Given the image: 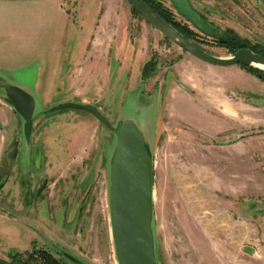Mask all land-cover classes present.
Wrapping results in <instances>:
<instances>
[{
  "label": "rangeland",
  "instance_id": "374dc122",
  "mask_svg": "<svg viewBox=\"0 0 264 264\" xmlns=\"http://www.w3.org/2000/svg\"><path fill=\"white\" fill-rule=\"evenodd\" d=\"M162 1L207 52L233 55L221 38L234 33L264 55V0H190L216 37ZM152 58L158 70L142 78ZM8 83L36 99L30 140ZM64 102L144 130L158 264H264V80L185 52L127 0H0L1 258L35 247L64 264H119L116 135L86 110L58 108Z\"/></svg>",
  "mask_w": 264,
  "mask_h": 264
},
{
  "label": "water",
  "instance_id": "95a60500",
  "mask_svg": "<svg viewBox=\"0 0 264 264\" xmlns=\"http://www.w3.org/2000/svg\"><path fill=\"white\" fill-rule=\"evenodd\" d=\"M163 36L192 56L218 66H255L264 68V55L242 48L231 56L213 55L188 39L166 21L144 0H127ZM176 11L198 31L216 37V28L196 10L190 0H170ZM7 100L24 119V134L30 140L36 108L34 94L17 84L5 85ZM58 108H79L93 114L116 135L110 165V208L115 251L119 264H158L153 234V157L146 135L134 119L113 125L100 109L91 103L64 102ZM1 126V121H0ZM46 183V182H45ZM5 180L0 183V189ZM45 185V184H44ZM44 185L41 189H43ZM40 189V191H41ZM76 260L73 256H69Z\"/></svg>",
  "mask_w": 264,
  "mask_h": 264
},
{
  "label": "trees",
  "instance_id": "16d2710c",
  "mask_svg": "<svg viewBox=\"0 0 264 264\" xmlns=\"http://www.w3.org/2000/svg\"><path fill=\"white\" fill-rule=\"evenodd\" d=\"M144 1L152 9H154L159 15H161L166 21L171 23L181 33H183L188 39H190L189 33L186 32L185 27L184 28L181 27L180 24L173 19L172 13L168 10V8H166V6L164 5L162 0H144ZM133 12L137 15H140L134 8H133ZM231 33H233V32L231 31ZM231 35H232L231 38H229L227 36L226 37L222 36L223 38H221V42L224 45H226L227 47H229V51L232 52L233 54L242 48H251L255 52H259V51H256L255 49H253L252 47H250L247 43L248 42L247 40L241 39L240 37H238L234 33ZM191 41H193V40L191 39ZM158 64H159L158 61L153 59V58L151 60L147 61L144 65L143 69H142V78H148V77L152 76L153 74H155L158 70ZM241 66L243 68L247 69L248 71H250L251 73H253L254 75H256L257 77H259L260 79L264 80V70L259 69L255 66H243V65H241ZM14 256H16V254ZM43 259H44L43 264H64L58 260H55L52 256L47 255V254L43 255ZM17 263L27 264L22 259L15 260L14 264H17ZM0 264H10V263L6 262L5 260L0 259Z\"/></svg>",
  "mask_w": 264,
  "mask_h": 264
},
{
  "label": "flooded vegetation",
  "instance_id": "af4514ba",
  "mask_svg": "<svg viewBox=\"0 0 264 264\" xmlns=\"http://www.w3.org/2000/svg\"><path fill=\"white\" fill-rule=\"evenodd\" d=\"M42 190V189H41ZM38 238L34 239L33 241H36ZM16 254V256H14ZM47 254L52 256L55 260H58L60 262L63 263L62 259L58 257V255L53 254L52 250H50L49 248H32L28 251V253H26V256L24 257L23 253L21 252H14V253H10V260H6L4 258H1L2 260H5L6 262L10 263V264H14L15 260H18L19 257L20 259H22L24 262H26L27 264H43V255ZM23 256V257H22ZM22 257V258H21ZM19 264V263H17Z\"/></svg>",
  "mask_w": 264,
  "mask_h": 264
},
{
  "label": "crops",
  "instance_id": "0c3cea01",
  "mask_svg": "<svg viewBox=\"0 0 264 264\" xmlns=\"http://www.w3.org/2000/svg\"><path fill=\"white\" fill-rule=\"evenodd\" d=\"M103 27H104V26H103ZM109 27H110V26H107V25H105V28H106V29H108ZM110 40H112V37H111V39H110Z\"/></svg>",
  "mask_w": 264,
  "mask_h": 264
},
{
  "label": "bare ground",
  "instance_id": "6f19581e",
  "mask_svg": "<svg viewBox=\"0 0 264 264\" xmlns=\"http://www.w3.org/2000/svg\"><path fill=\"white\" fill-rule=\"evenodd\" d=\"M260 67L264 68V65H259Z\"/></svg>",
  "mask_w": 264,
  "mask_h": 264
}]
</instances>
